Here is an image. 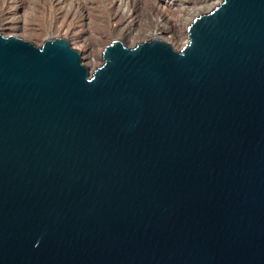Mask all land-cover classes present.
Returning a JSON list of instances; mask_svg holds the SVG:
<instances>
[{
    "label": "water",
    "instance_id": "95a60500",
    "mask_svg": "<svg viewBox=\"0 0 264 264\" xmlns=\"http://www.w3.org/2000/svg\"><path fill=\"white\" fill-rule=\"evenodd\" d=\"M0 264H264V0L93 71L0 30Z\"/></svg>",
    "mask_w": 264,
    "mask_h": 264
},
{
    "label": "bare ground",
    "instance_id": "6f19581e",
    "mask_svg": "<svg viewBox=\"0 0 264 264\" xmlns=\"http://www.w3.org/2000/svg\"><path fill=\"white\" fill-rule=\"evenodd\" d=\"M38 1L42 6V21L53 27L58 26L59 28H56L58 31L62 30L60 26L75 25L64 33L75 45H78V49L84 54V62L87 61L93 69L99 65L98 54L95 47L88 42L90 38L84 37L83 26L86 25L90 29L91 36L95 34L93 27H109L114 31L115 37L112 38H106V33L103 31L94 36L93 43L105 42L102 45L103 48L114 39H127L131 44H138L142 40L152 38H160L181 48L188 42V28L193 20L201 13L209 12L221 3V0ZM35 2L37 3V0H5L4 4L0 5V29L27 38L35 35V31L28 27L30 23H33L30 16L33 12L35 13L34 10H38ZM171 12L175 15L172 16Z\"/></svg>",
    "mask_w": 264,
    "mask_h": 264
},
{
    "label": "rangeland",
    "instance_id": "374dc122",
    "mask_svg": "<svg viewBox=\"0 0 264 264\" xmlns=\"http://www.w3.org/2000/svg\"><path fill=\"white\" fill-rule=\"evenodd\" d=\"M5 0H0V5L2 6L4 3ZM39 1L37 0V3L35 4V7L37 6V8H38V10H34L35 11V13L33 12V14H32V16H30V20H31V22H33V23H30L29 24V28H32L34 31H35V35H33V36H29V38H27V37H24L25 39H27V40H29V41H31V42H33V43H35L36 45H42L43 43H44V41L45 40H47V39H49V38H53V37H69V36H66L65 35V33H64V31H66V33L68 32V28H72V27H74L75 25L74 24H68V26L67 25H65V26H60V29L62 28V30L60 31H58V30H56V28L58 27H53V26H51L50 24H48L47 22H45V21H42L41 19L43 18L42 16H41V7L42 6H40V4L38 3ZM206 12H208V11H206ZM206 12H203V13H201V14H204V13H206ZM171 14H173L172 16H174L175 14L174 13H172L171 12ZM200 14V15H201ZM37 16V17H36ZM38 19H40V20H38ZM38 20V21H37ZM45 25V26H44ZM69 25L71 26V27H69ZM74 25V26H73ZM48 26H50V27H47ZM53 27V28H52ZM63 27H65V28H63ZM51 28V29H50ZM59 28V27H58ZM83 29H82V31H83V33H84V37H89V38H87V39H89L88 40V42L90 43V44H92V46H94L95 47V49H96V51H97V54H98V63H99V65L98 66H100L101 64H102V53H103V51H104V49H105V47L103 48V44L105 43L104 41H101V42H99V44H95V42L93 43V41L95 40V39H93L94 38V36H96V34H98V32H104V33H106V38H112L113 36L115 37V35H114V31H112L111 30V28H109V27H106V28H103V27H93V29H94V32H95V34L94 35H92L91 36V32L89 31L90 29L85 25V26H83L82 27ZM44 29H47V30H44ZM54 29V30H53ZM85 29V30H84ZM96 29V30H95ZM110 31H109V30ZM1 30V29H0ZM88 30V31H87ZM2 31V33L5 35V36H8V35H12L10 32H7V31H5V30H1ZM39 31H42L43 33H41V32H39ZM53 31H55V32H53ZM97 32V33H96ZM61 33H62V35H61ZM85 34H86V36H85ZM90 34V35H89ZM91 36V37H90ZM21 37H23V36H21ZM70 39V38H69ZM113 40V39H112ZM120 40H122V39H120ZM70 41H71V39H70ZM122 41H124L127 45H130V46H134V45H136V44H131V42L130 41H128L127 39L126 40H122ZM143 41H145V40H142V42ZM108 42V41H107ZM106 42V43H107ZM71 43H72V46L73 47H75L76 49H78L79 47H78V45H75L72 41H71ZM88 43V44H89ZM140 43V42H139ZM109 45V44H108ZM175 48H177V49H179L178 48V46L177 45H173ZM80 50V49H79ZM100 50V51H99ZM81 51V50H80ZM82 52V51H81ZM83 53V52H82ZM83 57H84V54H83ZM85 63V62H84ZM86 63H87V61H86ZM85 63V64H86ZM89 68H90V70L91 71H93L94 69L93 68H91V66H89L88 65V63L86 64ZM96 69V68H95Z\"/></svg>",
    "mask_w": 264,
    "mask_h": 264
}]
</instances>
